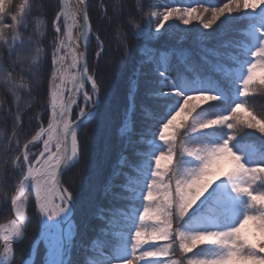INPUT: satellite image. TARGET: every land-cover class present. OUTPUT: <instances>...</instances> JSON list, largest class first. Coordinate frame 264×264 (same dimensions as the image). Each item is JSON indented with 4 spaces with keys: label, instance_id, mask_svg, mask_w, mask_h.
Returning <instances> with one entry per match:
<instances>
[{
    "label": "snow or ice",
    "instance_id": "6c2138e0",
    "mask_svg": "<svg viewBox=\"0 0 264 264\" xmlns=\"http://www.w3.org/2000/svg\"><path fill=\"white\" fill-rule=\"evenodd\" d=\"M178 2L99 5L133 62L120 95L90 74L89 0H0V264H264V0Z\"/></svg>",
    "mask_w": 264,
    "mask_h": 264
},
{
    "label": "trees",
    "instance_id": "16d2710c",
    "mask_svg": "<svg viewBox=\"0 0 264 264\" xmlns=\"http://www.w3.org/2000/svg\"><path fill=\"white\" fill-rule=\"evenodd\" d=\"M19 2V0H17ZM32 0H30V3ZM37 3L42 2V0H36ZM53 4L56 3V0H51ZM109 2V0H89V14H90V20L92 24L93 29V35H92V42L89 48L88 52V60L90 65V71L91 73L95 74L97 77L98 84H100L102 87L104 85H108L110 82L113 86L116 87L118 94L122 95L124 90L125 81L132 69L133 62L129 61L127 63H122L120 59V50L118 49V42L122 39L120 34L116 31V28L119 26L120 22L119 20H110L106 18L103 15V10L99 7L101 3H104L105 5ZM112 3H115V0H111ZM153 3L158 2H164L169 7H185L188 6L187 3H179L178 0H152ZM226 2V0H213L212 3H209V0H201V3L204 4L205 7L210 6H220V4ZM155 10V9H154ZM162 11L163 9H159ZM234 15V14H233ZM109 16H111V9H109ZM249 20H259L264 21V12L261 10H256L255 13H252L247 17ZM41 20L43 18H40ZM43 31H46V29H41ZM244 30L241 29L240 34L238 35L235 30L229 33V39H242ZM96 35L100 37V40L103 41V52L99 57H97L96 53L100 48V45L96 41ZM51 35H49L48 39L51 40ZM131 39V37H129ZM134 43L137 41H133ZM180 47L183 48H195L196 45L194 43V40L190 37L188 40L184 41ZM257 76H264V72H262L260 69L256 70ZM4 94L2 89H0V100H4ZM33 103L36 101H39L38 106L35 107L36 112H40L41 109L44 108V100L45 97L42 95V93H35L32 97ZM11 102L10 100L5 101V107L7 106V103ZM250 105H252L257 112H259L261 109H264V92H257L255 93V99H251L249 101ZM244 110H242L243 114ZM139 118V117H137ZM25 124L27 126L28 119L27 116H25ZM10 125L11 121L7 122V125L4 123H0V128H4L6 131H8L9 135L11 134L10 131ZM27 131V127H26ZM34 133H29L30 135ZM92 146L90 148L89 152V159L90 161L95 162L100 157L99 148L101 147V141H100V134L97 129L93 128L92 132ZM22 142H23V138ZM66 185L72 184L76 185L78 183H85L88 185H91L94 183V175H93V169H86L82 175H77L76 170L74 169L72 172H70L67 176H65ZM90 195V191L85 190L81 196V202L82 204L87 200V198ZM98 199V196H97ZM9 216V213H7L5 210L0 209V223H6V217ZM36 225L35 221H33V226L29 230L28 236L25 240V243L23 245L24 250H28V246L31 244V242L36 237ZM14 247L17 248V255L19 256V245H15ZM44 249L43 245H41V255H43ZM73 255L75 257L76 253L75 250L73 252Z\"/></svg>",
    "mask_w": 264,
    "mask_h": 264
},
{
    "label": "bare ground",
    "instance_id": "6f19581e",
    "mask_svg": "<svg viewBox=\"0 0 264 264\" xmlns=\"http://www.w3.org/2000/svg\"><path fill=\"white\" fill-rule=\"evenodd\" d=\"M74 2H75V0H74ZM74 31L78 33L79 29L77 28V29H75ZM90 38H91V35H90ZM90 38H89V41H90ZM89 41H88V42H89ZM83 50H84V46H83V43H82V44H81V51H83Z\"/></svg>",
    "mask_w": 264,
    "mask_h": 264
},
{
    "label": "rangeland",
    "instance_id": "374dc122",
    "mask_svg": "<svg viewBox=\"0 0 264 264\" xmlns=\"http://www.w3.org/2000/svg\"><path fill=\"white\" fill-rule=\"evenodd\" d=\"M250 14H251V12H250ZM249 14V15H250ZM234 15H236V14H234ZM91 42H92V35H91V38H90V41H89V48H90V45H91ZM90 66V65H89ZM90 74H93V73H91V71H90ZM81 103H82V100H81ZM34 151H35V149H33Z\"/></svg>",
    "mask_w": 264,
    "mask_h": 264
},
{
    "label": "water",
    "instance_id": "95a60500",
    "mask_svg": "<svg viewBox=\"0 0 264 264\" xmlns=\"http://www.w3.org/2000/svg\"><path fill=\"white\" fill-rule=\"evenodd\" d=\"M88 51H89V42H88V48H87V53H88ZM95 75V74H94ZM96 76V75H95Z\"/></svg>",
    "mask_w": 264,
    "mask_h": 264
}]
</instances>
